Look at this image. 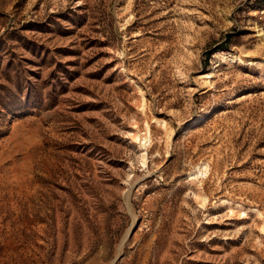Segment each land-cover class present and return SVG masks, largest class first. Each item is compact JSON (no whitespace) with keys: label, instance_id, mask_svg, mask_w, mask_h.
<instances>
[{"label":"rangeland","instance_id":"374dc122","mask_svg":"<svg viewBox=\"0 0 264 264\" xmlns=\"http://www.w3.org/2000/svg\"><path fill=\"white\" fill-rule=\"evenodd\" d=\"M0 264H264V0H0Z\"/></svg>","mask_w":264,"mask_h":264},{"label":"bare ground","instance_id":"6f19581e","mask_svg":"<svg viewBox=\"0 0 264 264\" xmlns=\"http://www.w3.org/2000/svg\"><path fill=\"white\" fill-rule=\"evenodd\" d=\"M211 73H206L205 76L203 77H210ZM150 133L147 128V125L145 127V131L140 134L138 130H133L131 138L138 144L139 150L141 152L140 155V162L142 165L146 163V145L150 139ZM207 165L206 164H201L199 167H196V174L197 175H205L207 173Z\"/></svg>","mask_w":264,"mask_h":264}]
</instances>
